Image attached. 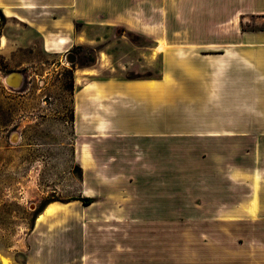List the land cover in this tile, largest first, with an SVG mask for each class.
Masks as SVG:
<instances>
[{"label": "crops", "instance_id": "0c3cea01", "mask_svg": "<svg viewBox=\"0 0 264 264\" xmlns=\"http://www.w3.org/2000/svg\"><path fill=\"white\" fill-rule=\"evenodd\" d=\"M0 12L19 45L34 32L51 51L77 24L120 27L151 70L77 88L76 161L96 200L48 203L55 236L34 237L26 264H264V28L243 27L264 0H0ZM177 212L215 219L178 238Z\"/></svg>", "mask_w": 264, "mask_h": 264}, {"label": "rangeland", "instance_id": "374dc122", "mask_svg": "<svg viewBox=\"0 0 264 264\" xmlns=\"http://www.w3.org/2000/svg\"><path fill=\"white\" fill-rule=\"evenodd\" d=\"M246 22L244 28H264L262 18ZM76 30L61 51L46 50L44 41L52 38L34 32L27 45H19L20 28L0 12V264L2 256L11 264H26L34 237L39 241L48 231L55 236V222L47 223L56 213L40 218L50 230L39 225L34 231L39 206L82 204L83 168L76 161L73 120L77 88L91 73L101 78L151 75L145 49L132 45L122 28L78 25ZM17 72L22 82L12 87L6 77ZM15 132L19 139L14 141ZM62 214L70 230L80 227V211L65 208ZM204 219L215 215L175 213V236L198 238Z\"/></svg>", "mask_w": 264, "mask_h": 264}, {"label": "water", "instance_id": "95a60500", "mask_svg": "<svg viewBox=\"0 0 264 264\" xmlns=\"http://www.w3.org/2000/svg\"><path fill=\"white\" fill-rule=\"evenodd\" d=\"M69 55H72L71 52H69ZM75 62V60L73 61ZM14 80H16V82H14ZM6 81L9 85H11L12 87H18L21 82H22V76L20 73H13V74H10L9 76L6 77ZM17 137V138H16ZM19 139V134L17 132H15L13 135H12V140H17Z\"/></svg>", "mask_w": 264, "mask_h": 264}, {"label": "trees", "instance_id": "16d2710c", "mask_svg": "<svg viewBox=\"0 0 264 264\" xmlns=\"http://www.w3.org/2000/svg\"><path fill=\"white\" fill-rule=\"evenodd\" d=\"M78 26V25H77ZM128 78H138V77H142V75H132V76H127ZM79 200H81L85 205H88V204H91L92 202H94L96 200L95 197H91V196H83L82 198H79ZM48 204V203H47ZM47 204H42L41 206H39L35 213H36V216H38L43 210H44V207L47 205Z\"/></svg>", "mask_w": 264, "mask_h": 264}, {"label": "bare ground", "instance_id": "6f19581e", "mask_svg": "<svg viewBox=\"0 0 264 264\" xmlns=\"http://www.w3.org/2000/svg\"><path fill=\"white\" fill-rule=\"evenodd\" d=\"M2 42H3V45L5 43V37L2 38ZM68 42V39L65 38V37H61L60 40H59V43L60 44H66ZM14 82H16V80H14ZM17 138V137H16ZM54 210V206L50 205L47 209H46V213H51L52 211ZM44 214V213H43ZM43 214L40 213L38 215L39 218H42L43 217ZM2 261H3V264H11L10 260L4 256L1 257Z\"/></svg>", "mask_w": 264, "mask_h": 264}]
</instances>
